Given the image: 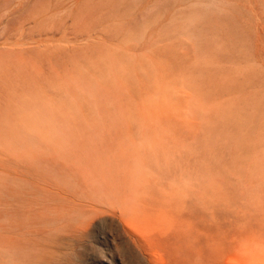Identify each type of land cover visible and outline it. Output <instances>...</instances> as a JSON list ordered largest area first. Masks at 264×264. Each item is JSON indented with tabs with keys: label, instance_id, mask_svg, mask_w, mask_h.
<instances>
[{
	"label": "rangeland",
	"instance_id": "1",
	"mask_svg": "<svg viewBox=\"0 0 264 264\" xmlns=\"http://www.w3.org/2000/svg\"><path fill=\"white\" fill-rule=\"evenodd\" d=\"M0 235V263L264 264V0H0Z\"/></svg>",
	"mask_w": 264,
	"mask_h": 264
},
{
	"label": "bare ground",
	"instance_id": "2",
	"mask_svg": "<svg viewBox=\"0 0 264 264\" xmlns=\"http://www.w3.org/2000/svg\"><path fill=\"white\" fill-rule=\"evenodd\" d=\"M138 193V192H137ZM136 193V194H137ZM135 194V195H136ZM134 195V193H133V196H135ZM36 200V199H35ZM12 205H14V204H12ZM19 206V205H18ZM18 206H16V207H18ZM11 207V206H10ZM21 207V206H20ZM14 210V209H13ZM16 210L17 209H15V211L14 212H16ZM22 210V209H21ZM101 213V212H100ZM68 214H70V215H68V216H66V215H64V216H61L62 217V219H65V220H67V219H70V218H72L73 217V215H72V213H68ZM16 215V214H15ZM20 215V214H19ZM101 215H103L102 213H101ZM101 215H99V216H101ZM81 216V218L82 219H85V223L87 224V226H86V229L92 224L91 222L93 221L92 219L95 217V216H90V214L89 213H87V212H84V213H82V215H80ZM96 217H98L97 215H96ZM123 230L125 231V233L127 234V233H130V234H132V227H131V224L130 223H127V224H125V223H123ZM13 231V230H12ZM43 231H41L40 233H42ZM11 233H13V232H11ZM15 234V233H14ZM39 234V233H38ZM2 235V234H1ZM1 235H0V238H1ZM87 236V232L86 231H81L80 233H79V235H77V238H76V241H75V244H74V246H73V250L72 251H74V253L76 254V255H78L81 251H82V247H83V241H84V238ZM139 236V235H138ZM1 240H3V239H1ZM7 243V242H6ZM10 246L11 247H14L13 249H15V246H17V242L14 240V239H12V237H10ZM21 246V248H20V252H19V250H18V252L17 251H14V253L13 254H18L19 256H21V257H23V258H25V260L27 259V258H30L31 256H37V255H42V254H38V253H40L39 251L37 252V253H35L34 254V250L32 251V253H33V255H32V253H31V251L30 250H32V249H30V250H28V248H27V246H25V245H20ZM20 246H18V247H20ZM32 248V247H31ZM54 248V247H53ZM52 248V246H50L49 247V250L46 252V253H44V254H49V257H45V259L44 260H42L41 262H39L38 264H72V260L71 259H67L66 258V260L65 261H63V257L61 256V255H58V254H56L55 255V249H54V251L55 252H53V251H50L51 249H53ZM38 250V249H37ZM122 251H124V250H122ZM29 252L31 253V255L29 254ZM53 252V253H52ZM66 254H68V253H70V252H65ZM125 254L129 257V252L127 251V250H125ZM47 256V255H46ZM6 257V256H5ZM4 257V258H5ZM7 257H9V258H13V259H7L8 261H10V260H12L11 262H10V264H25V263H23L21 260H19V259H15L14 257H11V256H7ZM7 260H5V262L7 263V264H9L8 262H7ZM4 262V261H3ZM3 262H1L0 264H3ZM4 262V263H5ZM31 264V263H30Z\"/></svg>",
	"mask_w": 264,
	"mask_h": 264
}]
</instances>
